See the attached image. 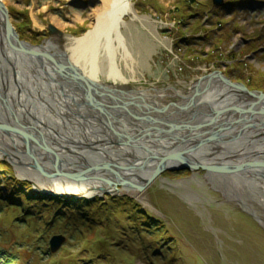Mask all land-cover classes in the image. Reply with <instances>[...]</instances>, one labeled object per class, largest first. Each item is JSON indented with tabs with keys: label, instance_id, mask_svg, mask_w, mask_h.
Instances as JSON below:
<instances>
[{
	"label": "rangeland",
	"instance_id": "rangeland-1",
	"mask_svg": "<svg viewBox=\"0 0 264 264\" xmlns=\"http://www.w3.org/2000/svg\"><path fill=\"white\" fill-rule=\"evenodd\" d=\"M2 2L19 39L32 45L80 38L101 8L99 0ZM222 3L132 0L137 19L126 15L113 38L115 62L127 82L106 78L104 50L98 59L100 82L122 93L149 92L162 106H186L182 101L194 83L216 73L264 93V0ZM49 26L61 35L50 34ZM252 101L245 96L242 105ZM195 113L203 120L207 111ZM0 150V185L11 174L38 173L16 150ZM157 155H147L148 160ZM207 174L164 171L144 189L145 200L114 191L91 199L50 198L15 176L25 195L12 198L0 191V264H264V227L205 182ZM256 209L264 215L263 205ZM52 236L64 237L54 253Z\"/></svg>",
	"mask_w": 264,
	"mask_h": 264
},
{
	"label": "bare ground",
	"instance_id": "bare-ground-1",
	"mask_svg": "<svg viewBox=\"0 0 264 264\" xmlns=\"http://www.w3.org/2000/svg\"><path fill=\"white\" fill-rule=\"evenodd\" d=\"M99 1L101 8L95 11L91 28L80 38L67 39L66 44L61 43V40L57 38H51L44 41L40 47L35 48L41 56L48 57L45 60H49L46 66L50 67V70H55L54 72L61 70L64 73L68 71L67 76L74 77L71 82L56 77L54 72H51L53 76L51 79L46 77V74L42 76L39 69H30L28 65H20L14 61L8 51L0 48V95L2 94L3 101L12 108L20 124L25 127L34 125L40 132L38 135L33 133L35 132L33 130L25 131L29 136L27 138L29 151L25 144L19 145L22 140L14 133L5 134L8 140L4 134L0 133V147L10 151L11 149L16 150L20 157L24 158L25 156L26 161L30 160L28 152H32L33 156L38 157L36 160L41 163L47 159L43 152L37 151L42 147L39 145L42 140L53 148L61 160L66 159L73 162L77 157H80V160L94 163L106 161L105 154H107L114 158L118 168L121 167L126 175L131 169L129 171L131 177L127 176L131 181L142 184L158 164L157 159L149 161L147 155L156 156L158 154L156 157L158 158L164 154L162 152L166 149L165 147L169 148L168 143L164 142L161 146L159 142H155L153 139L156 136L168 130L178 140L187 136L194 137L198 131L203 130V127L194 128L196 124L201 123L202 125L203 122L210 121L211 118L217 116L218 110L224 111L226 106H242L245 96L240 92L235 93L234 90H230L217 75L211 76L208 80H202L198 84L194 83L182 101L183 103L187 102L185 103L186 106L183 107L179 105L162 106L153 100V94L143 90L122 93L106 86L98 78L99 52L104 50L106 53V78L116 84H126L127 81L118 70L117 62H115L116 50L113 38L121 28L126 15H130L133 19H137V16L132 7V0ZM29 70L37 71V74L42 77L34 79L36 77L27 74ZM12 73L15 74L14 77ZM75 74H78L83 81L88 82V88H90L89 85L97 87L90 91L92 92L90 93L91 96L89 95L91 101H87V98L83 97V94L89 89L82 80H77ZM67 76L66 78L69 79ZM66 94H71V97L68 98ZM3 101L0 100L1 124L22 129L20 124L12 120L8 108H6L7 105H4ZM98 103L102 104L105 110L103 108L98 109ZM15 104L20 107V110L15 108ZM120 110L121 112H119ZM200 110L207 111L203 120L196 118L195 112ZM6 114L10 119H7ZM133 114L136 116L135 120ZM180 115H182L180 118H186L184 126L179 124L178 117ZM226 117L231 120L236 118L229 115ZM218 122L219 119H215L213 126L217 125ZM110 123L111 127L108 126ZM192 123L194 124L190 128ZM111 128L117 132V140H136L137 136L144 133L148 135V138H139L130 147L116 151L105 148L100 150L98 147V151L95 152L83 147L77 149L78 155L73 151L68 152L69 148L65 147L64 149L56 144L57 142L64 144L63 137L67 138V134L79 142H86V139L91 142L96 139L105 140L108 136L114 138L113 133H110ZM206 128L209 127L204 129ZM237 133H239V129L225 132L221 135L222 138L219 142L209 143L202 148L192 150L188 155L200 162H212L225 166L240 163L245 165L251 161L263 163V158L255 159V157L259 152L264 151V130L250 129L241 138L237 137ZM81 135L88 138L84 139ZM259 138H262L261 142H259ZM5 140L6 144L3 142ZM50 140L54 142H49ZM191 145L193 143L188 146L192 147ZM262 167L264 168V163ZM262 169L259 168L258 170ZM258 170L254 169L251 174L245 175L212 173L205 175L203 180L219 189L226 200H233L241 205L242 209L245 208L254 218H258V222L264 227V215L257 212L256 209H260L261 205L264 206V172L260 175ZM141 171H145V173ZM137 172L140 174L133 176ZM18 177L28 178L31 181L34 179L35 182H32L36 192L46 195L90 198L91 196L102 195V191L105 190L110 193L113 192V185L108 183L110 176L80 184L44 180L36 173L23 175L18 172ZM192 178L194 179L195 175ZM249 192H252L251 195H248ZM117 193L129 194L137 199L145 200L144 189L138 187L126 186L122 191L118 189Z\"/></svg>",
	"mask_w": 264,
	"mask_h": 264
},
{
	"label": "water",
	"instance_id": "water-1",
	"mask_svg": "<svg viewBox=\"0 0 264 264\" xmlns=\"http://www.w3.org/2000/svg\"><path fill=\"white\" fill-rule=\"evenodd\" d=\"M212 4L216 7H220L223 3L222 0H212ZM49 33L50 34H57L61 35L56 28L53 26H49ZM44 43V42H42ZM40 45H32L25 41H22L19 39V36L15 29L13 28L11 22H10V15L8 13V10L2 0H0V48L5 49L8 51L12 57L14 58V61L18 62L20 65H28L29 68L39 69L42 76L46 74V77H49L50 79L53 78L51 75V72H54L55 70H50L51 68L46 66V63L49 61H46L48 57L41 56L38 52H36L35 48L40 47ZM53 69V68H52ZM56 77H59L62 80H67L71 82L73 78L68 75L67 73L62 72L61 70H56L54 72ZM72 73V72H71ZM29 75H32L31 77H36L34 79H40L42 77L41 75L37 74V71L29 70ZM14 77V73H12ZM218 78L225 84V86L229 87L230 90H234L235 93H242L244 96H246L248 99H252V102H246L242 106H226L224 111H219L217 113V116L215 118H211L210 121L203 122L202 125L196 124L194 128L200 129V127H203V130H200L196 133L194 137H185L181 140L175 139L169 132L163 131L158 136H156L153 140L155 142H159V144L162 146L165 143H168L169 148L165 147L166 149L163 150L162 154L157 159L158 164L155 166L156 168L153 170V172L150 174L147 180L143 182L142 184H138L137 181H131L128 175H126L123 171V169L118 168L117 164L115 163V160L112 156H108L103 152V154L106 155V161H97L94 163H88L86 160H80V157H77L75 161L71 162L66 159L61 160L57 156V154L54 152L53 148H51L49 145L45 144L43 140L40 141V146H42V152L46 155V162L43 161V163L36 160V157L33 156L32 152H28L30 157L31 167L34 168L38 173V176H40L44 180H59L64 181L67 183H73V184H80V183H87L92 180H96L101 177H111L109 179V184L113 185V191L117 192L118 187L123 188L124 186L129 187H138L141 189H145L147 186H149L155 179H157L160 174L164 171H178V170H191L195 171L198 169L206 171L208 174H221V175H229V174H251L254 169H262L261 166H263V163L251 161L247 162L245 165L242 163L240 164H234L231 166H225L224 164H217V163H206V162H200L198 159H192L190 155V152L193 150H197L198 148H202L206 146L207 144L219 142L221 135H223L225 132H231L233 130L239 129V133H237V137L241 138L243 134L253 129L255 131H260V129L264 130V93L262 92H256V91H248L243 85L236 84L230 82L227 78L220 75V73H216ZM66 76L69 78L67 79ZM77 80L80 79L82 82L87 86L88 88V82L86 80L83 81V79L78 75L75 74ZM211 76V75H210ZM210 76L200 78L196 81V84H198L202 80H206ZM15 81V79H14ZM49 81V80H47ZM83 85V84H82ZM90 88L88 92L83 94V97L87 98V101H91V95L90 91L96 89V86L89 85ZM110 87V86H109ZM112 87V86H111ZM72 93V92H71ZM2 95V94H1ZM0 95V100L3 101L2 96ZM90 95V96H89ZM66 96L69 98L71 97V94H66ZM4 105H7L3 101ZM98 109H102V104L98 103ZM120 105V104H117ZM7 110L10 113L11 118L17 123L20 124L19 120L16 117V114L12 110L11 107L7 105ZM117 108V107H116ZM104 109V108H103ZM113 109V108H112ZM105 110V109H104ZM121 112V110L119 111ZM108 113V111H107ZM226 115L229 116H235V119H230L229 117H226ZM220 116V117H219ZM135 115L133 114V118L135 120ZM215 119H219V122L217 125L213 126V122ZM226 119V120H224ZM117 121V120H116ZM22 126V129H17L13 127H7L6 125H3L0 123V131L4 132L5 134H16L25 144L27 150L29 151V142L28 134L25 133V131L30 132L31 130L35 131L33 133H36L40 135L39 130L34 126L30 125L29 127H25L24 125L20 124ZM200 125V126H199ZM106 126V125H105ZM109 127H111V123L108 124ZM180 127V126H178ZM205 127H209L204 129ZM32 133V132H31ZM110 133H113V137L111 138L108 136L105 140H92V142L89 139H86L88 137H85L84 135H81L82 138L86 139V142L84 141H78L72 139L73 137L67 134V138L63 137V141L65 143L69 142L71 144H74V149H79L85 147L88 150L91 151H98L105 149H114L120 150V149H126L131 146L132 143L136 142L139 138L145 139L148 138V135L145 133L141 136H137L135 139H119L117 140V132L111 128ZM111 136V135H110ZM262 141V138H259V142ZM49 142H54L50 140ZM190 143H193L191 145L192 147H189L188 145ZM60 147L64 148L67 147L66 145H62L60 143ZM55 144V145H56ZM58 146V145H57ZM99 147V148H98ZM68 148V147H67ZM66 149L68 152L73 151L72 149ZM187 148V149H186ZM76 155H78V151H73ZM264 151L259 152L258 155L255 157V159H264ZM45 162V163H44ZM51 165L49 167V165ZM72 165V166H71ZM256 171V170H255ZM259 171V172H258ZM257 172L260 173V175L263 174L264 168L262 170H258ZM16 178L20 181L29 182L30 184L34 185L32 181L27 180L22 177H18L17 174H15ZM130 176V175H129ZM131 177V176H130ZM264 179V178H263ZM260 180H262L260 178ZM103 194H109L112 195L109 191L105 190L102 191ZM44 196L55 198L57 196L54 195H46ZM102 196V195H101ZM61 197V196H58ZM64 197H71V196H64ZM95 196H91L90 198L85 196H78L73 197L75 199L80 198H87L91 199ZM64 242V237L62 236H52L49 240V249L52 253L56 252L59 247Z\"/></svg>",
	"mask_w": 264,
	"mask_h": 264
},
{
	"label": "trees",
	"instance_id": "trees-1",
	"mask_svg": "<svg viewBox=\"0 0 264 264\" xmlns=\"http://www.w3.org/2000/svg\"><path fill=\"white\" fill-rule=\"evenodd\" d=\"M3 167H6L7 169L11 170L9 166ZM23 187H25V185L17 181L14 174H11L10 177L0 185V191H4L6 195H10L12 198L16 196L21 197V195H25Z\"/></svg>",
	"mask_w": 264,
	"mask_h": 264
},
{
	"label": "flooded vegetation",
	"instance_id": "flooded-vegetation-1",
	"mask_svg": "<svg viewBox=\"0 0 264 264\" xmlns=\"http://www.w3.org/2000/svg\"><path fill=\"white\" fill-rule=\"evenodd\" d=\"M13 120V119H12ZM14 121V120H13ZM257 222H258V220L257 219H255ZM260 223V222H259ZM261 224V223H260Z\"/></svg>",
	"mask_w": 264,
	"mask_h": 264
}]
</instances>
